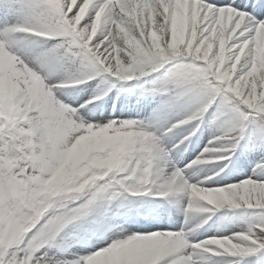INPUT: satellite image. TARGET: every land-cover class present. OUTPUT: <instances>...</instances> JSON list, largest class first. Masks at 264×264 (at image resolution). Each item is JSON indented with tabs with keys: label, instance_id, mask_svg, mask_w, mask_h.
I'll use <instances>...</instances> for the list:
<instances>
[{
	"label": "snow or ice",
	"instance_id": "obj_1",
	"mask_svg": "<svg viewBox=\"0 0 264 264\" xmlns=\"http://www.w3.org/2000/svg\"><path fill=\"white\" fill-rule=\"evenodd\" d=\"M0 13L19 17L0 27V264H264V0ZM114 90L136 105L104 111ZM238 210V231L194 238Z\"/></svg>",
	"mask_w": 264,
	"mask_h": 264
},
{
	"label": "rangeland",
	"instance_id": "obj_2",
	"mask_svg": "<svg viewBox=\"0 0 264 264\" xmlns=\"http://www.w3.org/2000/svg\"><path fill=\"white\" fill-rule=\"evenodd\" d=\"M0 22H5L6 24H11V23H15L19 17L16 15H6L4 13H0ZM135 101V100H134ZM107 102H108V106L112 105L114 102V98L113 96H109L107 97ZM111 108H108V111ZM150 110V105L149 102H145V107H144V111L142 114L146 115L147 112ZM99 114V113H97ZM93 123H96L97 121H92ZM186 134V133H185ZM212 135V129L210 128V126L206 123V125L204 127H202L201 132L197 134L196 137L193 138L191 144L188 146L187 151L183 154V161L186 163L190 160H193L196 158V156L199 154L200 151H202L203 145L207 143L208 139L211 138ZM181 166H183V164H181ZM238 168V167H235ZM211 174L207 168L204 169L203 172H201V175L204 174ZM178 216L179 220L181 222H183V216L179 215L177 213H174V217L176 218ZM198 220H194L192 221L188 227H193L196 223H198ZM241 227V223H237V224H233L231 221L226 220L223 222H218L216 223L213 228L209 229V230H201L200 232L196 233L194 238L196 239H204L207 238L208 236H212V235H221V234H230L231 231H238ZM221 229H227V231H220Z\"/></svg>",
	"mask_w": 264,
	"mask_h": 264
},
{
	"label": "bare ground",
	"instance_id": "obj_3",
	"mask_svg": "<svg viewBox=\"0 0 264 264\" xmlns=\"http://www.w3.org/2000/svg\"><path fill=\"white\" fill-rule=\"evenodd\" d=\"M6 25V23L5 22H0V27H3V26H5Z\"/></svg>",
	"mask_w": 264,
	"mask_h": 264
}]
</instances>
